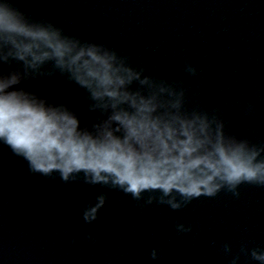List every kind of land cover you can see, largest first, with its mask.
<instances>
[{"label": "water", "instance_id": "95a60500", "mask_svg": "<svg viewBox=\"0 0 264 264\" xmlns=\"http://www.w3.org/2000/svg\"><path fill=\"white\" fill-rule=\"evenodd\" d=\"M52 18L84 39L131 53L150 71L184 78L185 60L201 74L202 100L222 106L233 130L264 139V0H14ZM30 87L86 113L80 92L62 78ZM255 104L252 115L242 108ZM99 191L30 174L26 163L0 147V264H229L221 245L244 240L264 245V189L245 186L240 197L221 193L172 211L139 208L108 191L99 219L86 224L82 209ZM192 224L178 235L177 222ZM91 234L92 239H89ZM160 250L151 260L152 248ZM240 264H249L243 258Z\"/></svg>", "mask_w": 264, "mask_h": 264}, {"label": "clouds", "instance_id": "9594fccd", "mask_svg": "<svg viewBox=\"0 0 264 264\" xmlns=\"http://www.w3.org/2000/svg\"><path fill=\"white\" fill-rule=\"evenodd\" d=\"M180 71L195 83L159 75L131 53L0 0V147L30 174L119 191L141 209L175 212L202 197L264 189V139L234 131L222 106L204 103L195 65L185 60ZM54 77L76 87L90 121L62 98L23 86ZM255 109L248 102L242 113ZM108 191L84 205L86 224L99 219ZM175 230L187 234L193 225L178 221ZM221 252L229 264H264V245L242 240L234 249L225 241ZM160 254L152 248L151 260Z\"/></svg>", "mask_w": 264, "mask_h": 264}]
</instances>
